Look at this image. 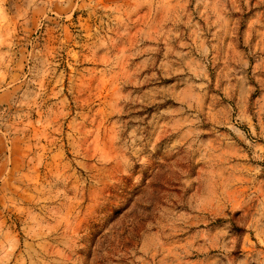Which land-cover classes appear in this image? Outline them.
<instances>
[{
	"label": "rangeland",
	"instance_id": "obj_1",
	"mask_svg": "<svg viewBox=\"0 0 264 264\" xmlns=\"http://www.w3.org/2000/svg\"><path fill=\"white\" fill-rule=\"evenodd\" d=\"M0 264H264V0H0Z\"/></svg>",
	"mask_w": 264,
	"mask_h": 264
}]
</instances>
